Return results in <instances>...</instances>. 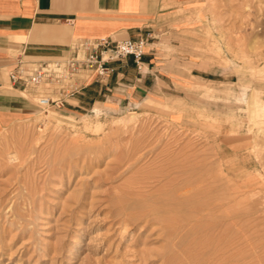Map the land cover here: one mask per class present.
Instances as JSON below:
<instances>
[{
	"label": "rangeland",
	"instance_id": "1",
	"mask_svg": "<svg viewBox=\"0 0 264 264\" xmlns=\"http://www.w3.org/2000/svg\"><path fill=\"white\" fill-rule=\"evenodd\" d=\"M177 26L193 28L169 51L177 78L130 104L42 107L10 82L11 66L4 70L0 92L17 90L25 104L3 105L0 264H213L228 244L224 264H264V0H203ZM69 52H22L13 63L20 54L63 60ZM167 189L175 190L165 196L179 202L178 214L197 215L175 238L159 221L131 220ZM194 190L201 194L194 198ZM201 201L217 210L192 212Z\"/></svg>",
	"mask_w": 264,
	"mask_h": 264
},
{
	"label": "crops",
	"instance_id": "2",
	"mask_svg": "<svg viewBox=\"0 0 264 264\" xmlns=\"http://www.w3.org/2000/svg\"><path fill=\"white\" fill-rule=\"evenodd\" d=\"M202 1L0 0V81L16 54L22 52L51 57L65 53L78 40L143 37L146 46L138 64L131 56L107 63V76L89 75L84 87L63 105L84 107L98 101H138L155 85L177 78L171 69L174 56L169 51L185 43L184 31L193 30L177 25ZM16 94L17 90L0 92V127L7 108L3 105L10 100L25 104L16 99Z\"/></svg>",
	"mask_w": 264,
	"mask_h": 264
},
{
	"label": "built area",
	"instance_id": "3",
	"mask_svg": "<svg viewBox=\"0 0 264 264\" xmlns=\"http://www.w3.org/2000/svg\"><path fill=\"white\" fill-rule=\"evenodd\" d=\"M143 37L113 40H78L70 47L65 59H35L20 54L8 70L11 83L32 93L44 107L63 105L80 91L89 75L105 77L107 63L122 57H133L138 64L144 54Z\"/></svg>",
	"mask_w": 264,
	"mask_h": 264
},
{
	"label": "bare ground",
	"instance_id": "4",
	"mask_svg": "<svg viewBox=\"0 0 264 264\" xmlns=\"http://www.w3.org/2000/svg\"><path fill=\"white\" fill-rule=\"evenodd\" d=\"M249 32V31H248ZM251 33V32H250ZM262 51H264V50H262ZM262 53H264V52H262ZM245 55L246 54H244V57H245ZM264 61V60H263ZM263 70H261V72H262ZM264 72V71H263ZM262 72V73H263ZM262 75V74H261ZM264 76V75H263ZM22 91H25V90H22ZM246 101H247V103H248V106H250V108H249V112H250V119H252L251 117H253L254 115H256V111H255V106H257V103L255 102V100H254V95L252 94L251 96H250V98L247 100L246 99ZM208 105V104H207ZM50 115H51V112L49 113ZM48 115V114H47ZM257 117V116H256ZM132 116L128 119V120H132ZM253 120V119H252ZM256 123V122H255ZM174 164V163H173ZM184 165V164H183ZM188 165V164H187ZM181 167V166H180ZM176 169V168H175ZM179 169H181V168H179ZM197 170V169H196ZM192 171V170H191ZM178 172V171H177ZM182 172V171H181ZM180 172V173H181ZM198 172V171H197ZM183 173V172H182ZM194 173H195V171H194ZM206 173V172H205ZM208 174V173H207ZM195 175V174H194ZM179 176V175H178ZM181 176V175H180ZM183 176V175H182ZM191 176V175H190ZM197 176V175H196ZM204 176H205V174H204ZM207 177V176H206ZM212 177V176H211ZM176 178V177H175ZM180 178V177H179ZM200 178H201V175H200ZM199 178V179H200ZM204 178V177H203ZM176 179H178V178H176ZM184 179V178H183ZM191 179H193V177L191 178ZM215 179V178H214ZM167 181V180H166ZM169 181V180H168ZM186 181V180H185ZM195 181H196V179H195ZM205 181V180H204ZM211 181V180H210ZM180 182V181H179ZM188 182V181H187ZM187 182L185 183V184H187ZM193 181H191V183H192ZM197 182V181H196ZM196 182H194V184L196 185ZM201 182H202V180H201ZM204 183V182H203ZM182 184V183H181ZM184 183H183V186L185 185ZM190 184V183H189ZM200 184V183H199ZM193 185V184H192ZM195 185H193V187L195 186ZM161 186H162V184H161ZM172 186H173V184H172ZM182 186V185H181ZM190 186H191V184H190ZM205 186V185H204ZM208 186V185H207ZM193 187H191V188H193ZM200 187L201 188H203L201 185H200ZM185 188H186V186H185ZM190 187L189 188H186V189H191ZM178 189H181V188H179L178 187ZM184 189V188H183ZM198 190H199V188H197ZM208 189H209V187H208ZM174 190V189H173ZM173 190L172 191H168V189L167 190H164V193L163 194H158L157 196H153V198L152 199H150V201H147V202H144V203H142V200H141V206H140V208H138V209H141V210H139V212L137 213V215H136V213H135V216L134 217H132V219L131 218H129V220L131 219L132 221H134L135 223H136V221L138 220H140V219H142L143 221H149V220H151V219H153V220H155V221H159L162 225H163V227L165 228V230H166V234L168 235V237L170 236V237H172V238H175V236H176V234H178L179 232V229H182V230H184L185 229V227H187L186 225L187 224H189V222L190 221H192V223L195 221L196 222V217H197V215L196 214H194V216L192 217L191 216V218H190V216H189V213L187 214V213H185L186 215H188L189 217H186V215L185 216H183V215H181V213L183 212H181L180 214H178V212H179V202H171V199L168 197V196H171V195H168V193L170 192V194L173 192ZM185 190V189H184ZM202 190V189H201ZM175 191V190H174ZM182 190H180V192H181ZM203 191H205V188L203 189ZM214 191H216V190H214ZM143 192V191H142ZM151 192V191H150ZM154 192H156V191H154ZM154 192H152V193H154ZM159 192V191H158ZM178 192V191H177ZM198 191H196V190H194L191 194L193 195V193H194V195L195 196H193L194 198L196 197V194H198L197 193ZM206 192V191H205ZM210 192V191H209ZM139 193V192H138ZM167 193V194H166ZM175 193V192H174ZM187 193V192H186ZM207 193V192H206ZM201 193H199L198 195H200ZM205 194V193H204ZM211 194H213V193H211ZM165 195H168V196H165ZM202 195H203V192H202ZM202 195H201V198H202ZM138 196H141V194L139 195L138 194ZM174 196V195H173ZM190 196V195H189ZM219 196V195H218ZM135 197V196H134ZM186 197V196H185ZM191 197V196H190ZM175 198H177V197H175ZM181 198V197H180ZM182 198H183V196H182ZM187 198V197H186ZM216 198V197H215ZM222 198V197H221ZM199 199H200V197H199ZM204 199H206V198H204ZM203 199V200H204ZM210 199V198H209ZM220 199V198H219ZM134 200V199H133ZM137 201H138V199H136ZM136 200H135V204L134 205H136ZM184 201H182V202H184L185 203V199H183ZM197 200V199H196ZM196 200H193V201H196ZM202 200V199H201ZM215 200V199H214ZM218 200V199H217ZM217 200H216V202H217ZM176 201V200H175ZM200 201V200H199ZM209 201H211V199L209 200ZM121 202H122V199H121ZM126 202V201H125ZM139 202V204H140V201H138ZM180 202H181V200H180ZM181 202V203H182ZM208 202V201H207ZM133 203V202H132ZM131 203V208L133 207L132 204ZM180 203V204H181ZM186 203H188L189 204V201L188 202H186ZM190 203H192V202H190ZM198 203V202H197ZM203 203H205V201L203 202ZM219 203V202H218ZM123 204V203H122ZM198 204H200V203H198ZM215 204L216 203H214L213 201H212V204L209 202L207 205L205 204V206H202V201H201V206L199 207V206H196V202H193L192 203V212H199V211H203V209H206L207 208V210H212V209H214L216 206H215ZM220 204V203H219ZM138 205V204H137ZM137 205H136V208H137ZM181 206V205H180ZM182 206L184 207V205L182 204ZM186 206H187V204H185V208H186ZM218 206V205H217ZM221 206V205H220ZM122 208V207H121ZM184 208V209H185ZM187 208H188V206H187ZM220 208V207H219ZM189 209V208H188ZM191 209V208H190ZM216 209V208H215ZM129 210V209H128ZM132 210V209H131ZM181 210H183V209H181ZM180 210V211H181ZM217 210V209H216ZM130 211V210H129ZM214 211V210H213ZM187 212H188V210H187ZM190 213V214H193V213ZM195 212V213H196ZM204 213V212H203ZM213 213V212H212ZM218 213V212H217ZM129 214V213H128ZM213 215V214H212ZM128 216H130V215H128ZM205 216V215H204ZM208 215H206L205 217H207ZM215 216V215H214ZM224 216H226V215H224ZM204 217V218H205ZM208 217H212L211 216V214L208 216ZM201 218V217H200ZM200 218H199V221H200ZM213 218H217V217H213ZM212 218V219H213ZM218 218H219V216H218ZM225 219V218H224ZM130 220V221H131ZM152 220V221H153ZM205 220V219H204ZM213 220H216V219H213ZM212 220V222H214ZM137 221V222H138ZM151 222V221H150ZM207 221H205L204 223H206ZM218 222V221H217ZM143 223V222H142ZM199 223V222H198ZM201 224H202V222H201ZM216 224V223H215ZM190 225H191V222H190ZM198 224H196V226H197ZM204 225L205 224H203V229H204ZM208 225H211V224H208ZM194 226V225H193ZM206 226H207V224H206ZM213 227H214V225H213ZM217 227V226H216ZM184 228V229H183ZM197 227H195V229H196ZM199 228V227H198ZM198 228H197V230H198ZM206 228V227H205ZM190 229V228H189ZM189 229L187 230L188 232H189ZM192 229V232L195 230L194 228H191ZM194 229V230H193ZM208 229H211V227H208ZM200 230H202L201 228H200ZM215 230V229H214ZM216 231H217V229H216ZM225 231H226V229H225ZM190 232H191V230H190ZM198 232H199V230H198ZM203 232H204V230L202 231V232H200V233H202V235H203ZM194 233V232H193ZM196 233V232H195ZM194 233V234H195ZM206 233H207V231H206ZM210 232H208V234H209ZM215 233V232H214ZM165 234V235H166ZM181 233H179V235H180ZM183 234H186V233H183ZM191 235H192V233H190ZM189 235V234H188ZM190 235V236H191ZM199 235V234H198ZM198 235H194L195 237H196V239L198 238L197 236ZM209 235H211V234H209ZM189 236V237H190ZM193 236V235H192ZM192 236H191V238H192ZM193 236V237H194ZM201 236V235H200ZM208 235H206V237H207ZM221 236H223L224 237V235H221ZM220 236V237H221ZM179 237V236H178ZM202 237V236H201ZM201 237H199V239L201 238ZM204 237V236H203ZM202 237V238H203ZM212 237H213V235H212ZM217 237H218V234H217ZM172 238H169V239H172ZM182 238H184V236L182 237ZM222 238V237H221ZM189 239V238H188ZM187 239V240H188ZM215 239V238H214ZM174 240V239H173ZM172 240V241H173ZM180 240H182L181 239V236H180ZM179 240V241H180ZM187 240H183V241H180L181 243H179V245L180 244H182L183 242H187ZM201 240V239H200ZM203 240H205L206 241V239L205 238H203ZM209 240V239H208ZM223 240V239H222ZM226 240H227V238H226ZM226 240H225V244H226ZM168 241V240H167ZM189 241V240H188ZM193 241V240H192ZM196 241V240H195ZM195 241H193V244H194V242ZM198 241V240H197ZM211 241V240H210ZM220 241V240H219ZM218 241V242H219ZM178 242V241H177ZM213 242V241H212ZM216 242V241H215ZM175 243V242H174ZM190 243V242H189ZM188 243V244H189ZM202 243V242H201ZM206 243H208V242H206ZM211 243V242H210ZM168 244H169V241H168ZM172 244V243H171ZM176 244V247H177V243H175ZM184 244V243H183ZM186 244V243H185ZM187 244V245H188ZM193 244L191 245V247L193 246ZM196 244L198 245L199 243L198 242H196ZM203 245V244H202ZM202 245H198V250H200L201 248H202ZM204 245H205V243H204ZM203 245V246H204ZM209 244H207L206 246H208ZM211 245H212V243H211ZM221 245H224V244H221ZM221 245H219V246H221ZM172 246V245H171ZM182 246V245H181ZM190 245H188V246H186L185 245V247H189ZM195 246V245H194ZM193 246V247H194ZM199 246H201V248L199 249ZM215 247L217 246V245H214ZM229 246V244L227 245V247ZM170 247V246H169ZM174 247V246H173ZM187 248L186 249V251H188L189 252V249H192V248ZM197 247V246H196ZM196 247H194V248H196ZM211 247V246H210ZM214 247V248H215ZM225 247V245L223 246V248ZM227 247H225L226 249H228ZM175 248V247H174ZM174 248H172V250L174 249ZM218 248V247H217ZM220 248L221 247H219V249H217V250H219L220 251ZM223 248H221L223 251L221 252L222 254H223V252H224V249ZM179 249H180V247H179ZM202 249H204V247L202 248ZM202 249H201V251H202ZM177 250V249H176ZM176 250H174V251H176ZM198 250H195L196 252L198 251ZM208 250H210V249H208ZM212 251L214 250L213 248L211 249ZM217 250H215V251H213L214 252V254L217 252L218 253V251ZM170 252H171V254H172V256H173V254L174 253H178V251L177 252H174V253H172V251L171 250H169ZM181 251H183V248H182V250ZM204 251V250H203ZM202 251V252H203ZM211 251V252H212ZM226 251V250H225ZM205 252V251H204ZM213 252L211 253L212 255H214L213 254ZM227 252H229V251H227ZM227 252H225V254L227 253ZM164 253V252H163ZM167 254H169L168 252H166ZM185 254H187L186 252H184ZM193 254V256H196L195 254H194V252H192ZM198 253H200V252H197V255H198ZM206 253V252H205ZM208 253V252H207ZM216 253V254H217ZM221 253H220V256H221ZM167 254H165V256L167 255ZM171 254H170V256H171ZM190 254V253H189ZM189 254H187L188 255V257H186V258H189V257H192V256H189ZM203 254V253H202ZM211 254H210V256L209 257H211ZM176 255H178V254H176ZM175 255V256H176ZM200 256H201V254H199ZM196 256V257H200V256ZM171 256V259H173V257ZM182 255H180V257H181ZM203 256H204V254H203ZM216 256V255H215ZM214 256V257H215ZM219 256V257H220ZM225 256V255H224ZM168 257V256H167ZM166 257V258H167ZM178 257H179V255H178ZM178 257H176V258H178ZM179 257V258H180ZM205 257H206V254H205ZM204 257V260H206V258ZM216 257H218V256H216ZM218 257V259H220ZM223 257V256H222ZM178 258V259H179ZM182 258H184L183 256H182ZM182 258H181V262H183V260H182ZM203 257H201V259H202ZM212 258H213V256H212ZM212 258H210L211 260H213ZM169 259V258H168ZM171 259H170V262H171ZM177 259V260H178ZM194 259V258H193ZM201 259H199V261H198V263L200 262V261H202ZM217 258H215V260H218ZM165 260V259H164ZM175 260V259H174ZM173 260V261H174ZM177 260L176 261H174V262H177ZM189 260V259H188ZM191 260V259H190ZM189 260V261H190ZM203 260V261H204ZM213 261V262H215V263H213V264H216L217 262L216 261ZM224 260V259H223ZM223 260H218V262H219V264H220V261L222 262ZM226 260V259H225ZM224 260V261H225ZM193 261V260H192ZM191 261V262H192ZM197 261V260H196ZM196 261H194V262H196ZM202 261V262H203ZM223 261V262H224ZM165 262V261H164ZM185 262V261H184ZM193 262V263H194ZM201 262V263H202ZM209 262V261H208ZM222 262V263H223ZM178 263V262H177ZM180 263V262H179ZM188 263V262H187ZM206 262H204V264H205ZM168 264V263H167ZM171 264V263H170ZM173 264V263H172ZM191 264V263H190ZM200 264V263H199ZM210 264V263H209ZM224 264V263H223ZM226 264V263H225Z\"/></svg>",
	"mask_w": 264,
	"mask_h": 264
}]
</instances>
